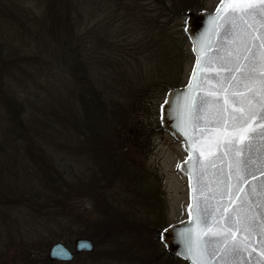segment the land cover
<instances>
[{
    "label": "rangeland",
    "instance_id": "374dc122",
    "mask_svg": "<svg viewBox=\"0 0 264 264\" xmlns=\"http://www.w3.org/2000/svg\"><path fill=\"white\" fill-rule=\"evenodd\" d=\"M218 2L0 0V264H187L158 237L189 202L160 105L194 64L186 11ZM96 231L92 253L49 260Z\"/></svg>",
    "mask_w": 264,
    "mask_h": 264
},
{
    "label": "water",
    "instance_id": "95a60500",
    "mask_svg": "<svg viewBox=\"0 0 264 264\" xmlns=\"http://www.w3.org/2000/svg\"><path fill=\"white\" fill-rule=\"evenodd\" d=\"M232 7L233 5L222 4L220 0L214 10H189L185 13L184 31L191 43L194 64L187 83L169 89L160 105L162 128L181 143L186 152V157L179 163L178 170L188 181L189 204L186 218L166 226L160 232L159 238L170 254L183 259L187 264H196V261L185 254V244L181 239V234L190 233L193 240L205 241L211 232L218 230L217 222L225 223L221 220V213L229 202L221 199L219 191L220 189L228 190V186H231L230 190L234 197V202L228 207V213H231L234 208H240L241 215L246 213L252 217L249 231L243 228L232 230L236 240L245 242L247 250L242 249L238 255L219 251L216 255H208L206 264H264V254H262L264 253V163H261L264 160V119H262L264 117V109H262L264 88L260 84L259 73L262 69L259 63L256 64V72L252 81L249 82L252 93L255 95L246 92L256 112L248 127L254 130L256 135L252 137L248 153L250 163L245 177L246 182L242 184L243 191L239 193L240 199H235L236 177L231 168L233 158L231 155H224L227 152L225 141L230 129H222L212 123H205L212 111L210 105L201 106L200 114H207L203 115V119L195 121V126H189L185 114L186 98H191L193 102L198 101L202 96L209 100L216 98L210 96L209 93L216 91L218 83L216 70L220 65L215 63L209 65L205 63V60L207 56L224 55L226 39L222 27L223 17ZM252 7L259 8L260 5L254 4ZM218 8L222 9L219 14L220 18L214 19L217 17ZM248 22L252 23V20L249 19ZM237 24L241 29L244 28L240 21H237ZM255 27L257 35L264 32V28H261L259 24ZM253 51L258 57L259 50L253 49ZM198 59L199 66H197ZM242 63H247V61H242ZM194 71L195 77H193ZM237 77L239 78V73ZM237 90L245 91L243 86ZM245 197L248 203L242 204L241 201ZM205 209L208 215L207 223L203 219L206 214ZM217 247L219 248V245ZM94 248V242L90 238H77L74 250L58 241L50 246L48 257L53 262H71L75 254L92 252Z\"/></svg>",
    "mask_w": 264,
    "mask_h": 264
},
{
    "label": "snow or ice",
    "instance_id": "6c2138e0",
    "mask_svg": "<svg viewBox=\"0 0 264 264\" xmlns=\"http://www.w3.org/2000/svg\"><path fill=\"white\" fill-rule=\"evenodd\" d=\"M222 4L233 5L223 17L222 27L226 39L224 55L207 56L205 60L206 64L220 65L219 69L216 70L218 81L216 91L209 93L210 96L216 98L209 100L202 96L196 102H193L191 98H186L185 114L189 126H195L194 122L203 119V115L207 114H200L201 106L210 105L212 111L210 118L205 123H212L222 129H230L227 132L225 141L227 152L224 155H231L233 158L231 168L236 177L235 199H240L239 193L243 191L242 184L246 182L245 177L250 163L248 153L251 148L252 137L256 135L255 131L248 127L256 112L253 110L246 92L252 93L249 82L252 81L256 72L257 63L262 69L259 73V79L262 88H264V32L257 35L255 27L256 24H259L261 28H264V0H222ZM254 4H259L260 7H252ZM221 11V8L217 9V17L214 19L220 18ZM249 19L252 20V23L248 22ZM237 21L244 25L243 29L239 27ZM253 49L259 50L258 57ZM242 61H247V63H242ZM199 65L198 59L197 66ZM237 73H239V78ZM193 77H195V71ZM241 86L245 91L237 90ZM262 109H264V103H262ZM242 153L245 155L242 156ZM261 163H264V160ZM230 188L231 186H228V190L220 189L219 191L221 199H226L229 204L224 206V211L221 213V220L225 223L219 224L217 222L218 230L216 232H211L205 241L193 240L190 233L188 235L181 234V239L185 244V254L193 258L196 264H206V257L216 255L219 251H223L225 254L238 255L242 249L247 250L245 242L236 240L232 230L233 228H243L245 231H249L252 217L246 213L241 215L240 208H234L231 213H228V207L234 202ZM241 203L247 204V197ZM197 211L199 212V208ZM205 213L203 219L207 223L206 209Z\"/></svg>",
    "mask_w": 264,
    "mask_h": 264
},
{
    "label": "trees",
    "instance_id": "16d2710c",
    "mask_svg": "<svg viewBox=\"0 0 264 264\" xmlns=\"http://www.w3.org/2000/svg\"><path fill=\"white\" fill-rule=\"evenodd\" d=\"M157 24V23H156ZM182 42H179V44H180V48L182 47V44H181ZM161 50H162V43H161ZM163 52H167V47L165 46V45H163ZM165 54V53H164ZM161 56V54L159 55V57ZM163 60H164V63H165V61H166V56H164V58H163ZM180 72V71H179ZM165 83H167V82H165ZM165 83H163V85L165 84ZM170 83V82H169ZM169 83H167V87L171 84H169ZM93 88V90L95 91V85L92 87ZM169 88V87H168ZM96 89H97V86H96ZM93 90H92V92H93ZM91 91H90V96L91 95H93V93H92ZM88 97V96H87ZM92 98H94V96H91ZM100 101V100H99ZM93 107V106H92ZM103 127V126H102ZM94 130H96L95 128H93ZM89 134V133H88ZM87 134V135H88ZM113 136H115V132H92V135L90 136V137H87L88 139H90V138H93L95 141H96V143H99V146H101L100 144H102V142H104L106 139H107V141L109 140V138H111V137H113ZM125 147V146H124ZM112 151L114 152L115 150H113L112 149ZM116 152V151H115ZM124 152H130L128 149H124ZM113 161H115L114 159H113ZM130 166H131V168L133 167L131 164H130ZM140 169V168H139ZM139 175V176H141V174H140V172L137 170V173L136 174H134L133 175V179L136 177L135 175ZM139 178V177H138ZM144 178H146V175L144 176ZM135 182V181H134ZM152 184V187L148 184V183H145V185H143V192H144V195L146 194H151L153 197H154V199H155V201H157V202H155L154 203V206H153V209L155 210V212L156 211H160V202H159V198L161 199V196L157 193L158 192V188L156 189V190H153V187H154V184L153 183H151ZM151 189V190H150ZM139 192H140V190H139ZM156 195V196H155ZM159 197V198H158ZM141 204V203H140ZM139 205V204H138ZM144 207H148V205L147 204H145L144 205ZM158 208H159V210H158ZM137 210H140V208H137ZM108 224H109V222H107ZM107 224V226H105V225H100V230H104V231H106V232H108V231H111L112 230V228H110V225H108ZM160 231H158V233H159ZM101 233H103L102 231L101 232H95V233H92V234H90L89 235V238L90 237H96V236H99ZM99 241H101V240H99ZM149 264H151V260H150V263Z\"/></svg>",
    "mask_w": 264,
    "mask_h": 264
},
{
    "label": "flooded vegetation",
    "instance_id": "af4514ba",
    "mask_svg": "<svg viewBox=\"0 0 264 264\" xmlns=\"http://www.w3.org/2000/svg\"><path fill=\"white\" fill-rule=\"evenodd\" d=\"M159 235H160V233L158 234V237H159ZM92 239V238H91ZM93 242H94V245H95V247H96V242L93 240ZM64 243V242H63ZM65 244V243H64ZM66 245V244H65ZM69 249H71V250H74V248H72L71 246H68V245H66ZM94 251V250H93ZM92 251V252H93ZM92 252H90V253H92ZM80 254H83V252L82 253H78V254H75V256H74V259H76V257H77V255H80ZM49 258V257H48ZM73 259V260H74ZM72 262V261H71ZM71 262H62V261H58L57 263H71Z\"/></svg>",
    "mask_w": 264,
    "mask_h": 264
}]
</instances>
